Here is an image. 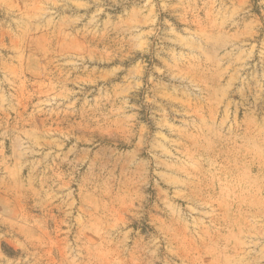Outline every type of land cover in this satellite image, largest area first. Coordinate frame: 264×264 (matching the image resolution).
I'll return each mask as SVG.
<instances>
[{"label": "rangeland", "instance_id": "obj_1", "mask_svg": "<svg viewBox=\"0 0 264 264\" xmlns=\"http://www.w3.org/2000/svg\"><path fill=\"white\" fill-rule=\"evenodd\" d=\"M0 264H264V0H0Z\"/></svg>", "mask_w": 264, "mask_h": 264}]
</instances>
